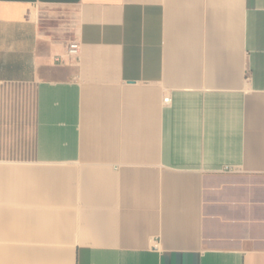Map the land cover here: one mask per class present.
<instances>
[{
	"label": "crops",
	"instance_id": "1",
	"mask_svg": "<svg viewBox=\"0 0 264 264\" xmlns=\"http://www.w3.org/2000/svg\"><path fill=\"white\" fill-rule=\"evenodd\" d=\"M0 264H264V0H0Z\"/></svg>",
	"mask_w": 264,
	"mask_h": 264
},
{
	"label": "built area",
	"instance_id": "2",
	"mask_svg": "<svg viewBox=\"0 0 264 264\" xmlns=\"http://www.w3.org/2000/svg\"><path fill=\"white\" fill-rule=\"evenodd\" d=\"M80 51V44L76 41L70 42L66 49V56L72 60H76L78 58ZM59 62H64V59L62 57L56 59ZM166 102H170V98L168 97L166 99Z\"/></svg>",
	"mask_w": 264,
	"mask_h": 264
}]
</instances>
